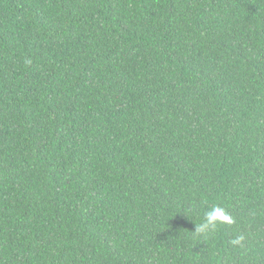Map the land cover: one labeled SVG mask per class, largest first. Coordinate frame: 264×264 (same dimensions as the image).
<instances>
[{
	"label": "trees",
	"instance_id": "trees-1",
	"mask_svg": "<svg viewBox=\"0 0 264 264\" xmlns=\"http://www.w3.org/2000/svg\"><path fill=\"white\" fill-rule=\"evenodd\" d=\"M0 264H264V0H0Z\"/></svg>",
	"mask_w": 264,
	"mask_h": 264
},
{
	"label": "clouds",
	"instance_id": "clouds-1",
	"mask_svg": "<svg viewBox=\"0 0 264 264\" xmlns=\"http://www.w3.org/2000/svg\"><path fill=\"white\" fill-rule=\"evenodd\" d=\"M231 224L233 223L232 217L221 207H213L211 210L205 213L203 223L196 225V230L193 232L210 234L215 232L219 224ZM244 240V237L238 236L231 241L233 245L240 244Z\"/></svg>",
	"mask_w": 264,
	"mask_h": 264
}]
</instances>
